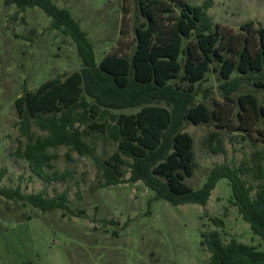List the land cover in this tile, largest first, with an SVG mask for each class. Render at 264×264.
<instances>
[{"label": "trees", "instance_id": "16d2710c", "mask_svg": "<svg viewBox=\"0 0 264 264\" xmlns=\"http://www.w3.org/2000/svg\"><path fill=\"white\" fill-rule=\"evenodd\" d=\"M138 2L145 21L135 30L133 52H113L98 65L92 42L68 9L52 0H5L21 11L41 8L53 19L52 28L74 41L81 60V70L48 80L37 90L26 88L16 99L20 136L25 140L17 157L28 161L45 183L61 182L71 174L56 169L54 151L67 147L80 157H93L101 188L141 182L156 200L174 206H206L217 183L228 179L234 205L264 241L262 165L254 175L260 181L256 188L242 178L249 176V167L228 164L215 166L198 190L185 182L198 168L194 139L185 131L187 122L197 126L216 121L218 127L256 134L264 142V102L253 93L234 97L244 81L264 91V27L249 21L235 31L214 23L208 10L215 0L200 6L186 0ZM211 70L221 83L223 104L237 109L228 123L222 121L224 111L219 107L197 102ZM136 108L135 113L120 112ZM34 126L47 135L37 136ZM96 135L117 145L105 160L93 156L94 147L87 140ZM207 142L213 154L225 152L218 133ZM2 178L1 174L0 182ZM0 194L42 212L84 214L70 207L66 192L49 198L44 192L25 195L18 187L1 189ZM214 222L223 223L219 218ZM202 245L210 253L209 264H264V250L235 239L224 243L217 231L204 234Z\"/></svg>", "mask_w": 264, "mask_h": 264}, {"label": "rangeland", "instance_id": "374dc122", "mask_svg": "<svg viewBox=\"0 0 264 264\" xmlns=\"http://www.w3.org/2000/svg\"><path fill=\"white\" fill-rule=\"evenodd\" d=\"M186 1L192 6L205 2ZM52 2L68 9L87 33L98 65L113 52H133L135 30L145 21L138 0ZM208 15L214 23L235 31L249 21L264 27V0H215ZM52 22L41 8L21 11L0 0V190L21 187L25 195L44 192L49 198L66 192L70 207L84 214L42 212L0 194V264H209L210 253L202 240L204 234L214 231L224 243L235 239L263 251L264 241L233 203L228 179L217 183L206 206H174L156 200L155 193L141 182L101 188L93 157H80L67 147L54 151L56 169L71 174L66 181L45 183L28 161L17 157V148L25 140L20 136L16 99L26 88L37 90L48 80L81 70L74 41L52 28ZM220 84L211 70L197 102H205L211 109L219 107L224 111L222 121L228 123L237 109L223 104ZM243 93H253L264 102V91L247 81L234 97ZM217 125L216 121L197 126L186 123L185 131L194 139L198 168L185 182L198 190L215 166L228 164L249 167V176L242 178L256 188L260 181L255 172L259 165L264 167V142L256 134ZM33 130L37 136L47 135L36 126ZM212 133H218L224 153L215 155L210 150L207 139ZM87 140L94 147L93 156L102 160L117 149L106 136ZM215 218L223 223L216 224Z\"/></svg>", "mask_w": 264, "mask_h": 264}]
</instances>
